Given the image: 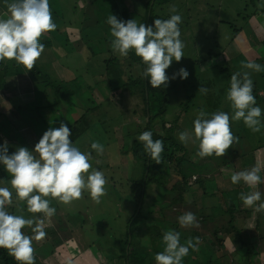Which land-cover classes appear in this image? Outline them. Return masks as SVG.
<instances>
[{
    "label": "rangeland",
    "instance_id": "rangeland-1",
    "mask_svg": "<svg viewBox=\"0 0 264 264\" xmlns=\"http://www.w3.org/2000/svg\"><path fill=\"white\" fill-rule=\"evenodd\" d=\"M124 2L129 5L128 20L136 19L139 24L141 22L139 16L144 14V3L137 0H124ZM58 3L64 8L65 6L70 7L65 8V14L70 12L69 10L73 8L72 5L75 6L73 0H58ZM79 5H82L79 14L70 15L68 13L71 19L79 20L78 27L79 30H82L79 32L80 37L78 36V39L80 41L77 43L73 39L75 35L70 34V36H73L70 38L71 41H74L73 45L77 47L76 45L79 43L78 47L83 50L86 45L82 41L88 40L97 43L102 49H108L105 31H100L96 27V13L91 12L86 4L79 3ZM172 5L176 6L178 14L182 16V23L179 25L181 30L180 39L184 42L185 47L183 49L184 57L179 62L173 60L166 70V74L171 77L173 73L183 67L188 70L189 76L184 80L179 77L170 80L168 86L160 90V94L156 93V96H159L160 99L165 96L167 101L165 109L156 122L161 121L162 117V120L165 121V127L171 126L168 131L177 144L181 143L178 139V133L187 130L193 138L187 144L183 143L186 150L184 159L192 156L194 162L198 161L199 164H206V171L212 173L206 172L205 175L209 177L213 174V179L211 185L206 188L207 192L192 186L189 192L181 193V202H174L170 209L168 207L164 209V213L168 220H175L179 225L176 219L179 214L192 212L196 208L200 210L201 214L196 213L199 227H184V230L189 229L197 232L200 243L198 250H196L197 257H195V261L198 264H204L210 250H216L214 246L209 247L211 244L215 245L211 231L214 228L218 229L219 225L226 224L229 219L226 215H218L213 220L215 223L208 222L203 226L200 225L199 221L202 217L208 215V209L220 205L217 200L215 201V196L209 193L215 191L217 195L218 193L222 195L226 191H231L235 195L239 193L240 196L241 193L249 194L258 190L262 193V199L256 203L264 202V188H262L264 184V128L258 133H253L245 126L242 119L239 121L230 120L231 131L239 137V142L233 143L224 156L213 154L205 158L196 155L199 141L194 137L193 131V121L201 109L209 114L217 110L228 112L230 116L233 114L230 102L226 99V92L230 87L231 75L237 71H242L241 62H255L264 65V0H260V3L257 0H155L152 7L154 20L168 19L170 15L174 14L169 11ZM92 10L94 11L93 6ZM260 10L261 13H259ZM252 12L255 15H252ZM7 17L8 14L2 11L0 7V19H6ZM106 20L102 19L100 24L106 32L110 33V26L106 23ZM50 51L53 53L54 56L52 57L54 59L62 57L65 52L55 42H53ZM48 52L45 51L47 59L49 57ZM79 54L81 55V53ZM79 54L70 57L71 63L67 65L73 66L70 71L67 66L66 69H63L66 75L62 76L68 83L62 85V88H64L66 94L70 95L72 93L73 96H68L67 102L62 103L63 107L61 112H58V115H60L58 118L60 119L59 122H64L69 126L76 118L85 113L86 109L99 106L97 110L89 112L86 116L87 120L90 121L89 129L72 143L82 152H91L92 167L102 171L107 178L106 195L101 197L99 203L91 198L87 190L83 192L81 197L84 201L80 198L68 204L56 199L51 200L49 197L47 199L51 200L50 204L52 203L54 208L57 205L58 210H56L55 215L49 218L44 216L43 213H36L33 217L43 219L41 227L42 229H48L46 230L45 239H50L51 233L57 234L62 239V248L65 249L63 253L66 252L67 256H63V259H71L69 260L71 264H78L79 262V264H122L121 261L115 259L120 247L116 243V238L123 233L122 231H124V227L133 211L132 202L128 198L129 183L138 180L141 176L140 164L132 158L130 146L133 138H136L137 128L138 131L142 128L136 124L142 126L140 121L144 106L140 93L138 91L131 92L126 81L128 80L134 86L131 89H136V79L141 74L142 62H140L141 58L135 55L134 50L130 51L127 57L114 53V56H117V61L121 62L120 68L123 70L124 85L109 89L106 80L108 77L105 76L104 70L94 67V73L90 72V75L87 76L88 73H85L86 68H84L86 61L75 62ZM95 56L98 59L104 58L100 55ZM56 67L53 72L59 76V69ZM127 77L130 79H127ZM251 78L254 82V89L261 86L257 92L258 95L264 97L262 88L264 85V72H252ZM200 87L206 88L208 91L206 93L200 92L198 91ZM253 94L256 97L254 92ZM32 99V85L26 75L6 77L0 89V113L7 115L9 121L1 123V126L2 129H8V125H14L12 126L15 127L11 132L12 137H16L19 141L22 140V143L17 140L14 141L15 144L26 147L30 151H34L35 145L40 139H38V135L32 128L27 127L29 123L24 124L23 120L19 118V114H16L15 109L17 106L27 104ZM256 102L257 106L264 109L262 100H256ZM69 106L71 112L65 115V107L68 109ZM24 111L22 113L26 116L27 109ZM45 111L49 113L53 110ZM13 112L15 113L13 114ZM29 118L34 119V121L39 120L37 117L28 116L27 119ZM261 119L264 120V114H262ZM51 120L54 119H47L48 122ZM50 123L52 124V121ZM92 142H99L104 146L102 154H98L91 149ZM254 166L260 168L262 183L255 187H249L247 185L243 186L242 181L239 184L231 182L233 173L246 169L250 170ZM195 177L191 176V181ZM178 180L179 177L172 172L167 179V187L169 188L174 181ZM0 186H7L11 189L10 182L6 184L3 182ZM155 192L156 189L152 186L149 197L146 198L147 204L154 202ZM14 193L13 190V204L6 206L8 211L16 215H21V211H23L27 215L25 212L26 204L21 203L14 196ZM176 196L177 192L173 191L166 194L162 202L155 201V205L150 204L152 214L149 221L151 218H161L159 204L168 205L171 199H175ZM223 198L225 206H229V201L224 195ZM233 201L235 204L240 203L242 209H251L252 212H255V206L247 207L242 200L236 201L235 198ZM11 207H13L12 210H10ZM217 213L218 211H216ZM251 216L253 215L251 214ZM238 217L241 216L238 215ZM167 226L170 227L171 223H168ZM58 227L61 231L57 229ZM219 237H224V234L220 233ZM254 240L257 242L258 251L263 252L264 240L259 239L257 236ZM41 241L33 240L38 244ZM93 241L96 244L90 245ZM236 246V244L232 245V247ZM83 251L89 252L94 257L95 262H90L92 259L88 258ZM102 252H105L106 256L111 255L114 259L109 260L104 257ZM53 253L57 257L60 255L59 250ZM82 257L84 262H81ZM229 258L239 259L238 264L243 261L238 254L229 255ZM189 260H192V257ZM255 260L259 262V258Z\"/></svg>",
    "mask_w": 264,
    "mask_h": 264
},
{
    "label": "clouds",
    "instance_id": "clouds-1",
    "mask_svg": "<svg viewBox=\"0 0 264 264\" xmlns=\"http://www.w3.org/2000/svg\"><path fill=\"white\" fill-rule=\"evenodd\" d=\"M7 8L8 17L0 19V61L15 60L30 71L45 50V45L40 42L41 36L56 29L49 0H13ZM169 11L174 14L168 19H155L154 27L138 24L136 19L124 21L112 14L106 20L113 38V52L127 57L134 50L146 66L142 76L153 89L167 87L169 81L177 77L184 80L189 76L188 70L183 67L171 77L166 74L173 60L179 62L184 57L185 47L180 39L182 16L175 5L170 6ZM241 69L231 75L226 92L233 114L230 116L220 110L209 114L201 109L193 121L194 137L199 141L196 155L200 158L213 154L224 156L233 143L239 142V137L231 131L230 120L242 119L253 133L264 128V120L261 119L264 109L257 106L251 78L252 72H264V65L241 62ZM198 91L206 93L208 90L200 87ZM70 136L68 125L60 122L58 128L50 127L44 132L34 151L18 147L9 154L8 142L0 145V165L11 175V189L0 186V249H7L19 264H35L33 240H42L47 233L41 227L42 218H25L8 211L6 206L13 204V190L16 198L26 202L29 213H43L49 218L55 215L56 208L50 206L48 197L68 204L80 199L87 190L91 198L99 203L106 195L108 181L105 174L92 167L91 152H82L72 143ZM192 138L187 130L178 133L181 143L187 144ZM137 139L143 143L146 154L159 164L164 141L154 140L151 131H144ZM91 149L102 154L104 146L92 142ZM241 181L249 187L262 183L260 168L254 166L232 174L233 184ZM2 183L3 180H0ZM240 199L247 207L255 206L256 212H264V202L256 203L262 199L260 191L241 193ZM177 219L181 227H199L193 212H185ZM25 226L31 227L33 236L24 234L22 229ZM162 240L164 249L156 253V264H182L189 250H198L200 243V238L195 237L182 244L181 233L172 229L163 233Z\"/></svg>",
    "mask_w": 264,
    "mask_h": 264
},
{
    "label": "trees",
    "instance_id": "trees-1",
    "mask_svg": "<svg viewBox=\"0 0 264 264\" xmlns=\"http://www.w3.org/2000/svg\"><path fill=\"white\" fill-rule=\"evenodd\" d=\"M73 1L75 2V6L72 5L71 7L73 8L69 10L70 12L65 14V8L70 7L65 6L64 8L58 3V0H49L53 21L56 24V29L52 32H46L41 36L40 42L45 45V50L42 53L40 59L36 61L34 67L30 71L22 64H18L15 60L0 61V89L3 86L6 77L8 76L26 75L31 81L33 99L25 105L17 106L15 111L16 114H19V118L23 120L24 124L29 123L27 127L32 128V130L36 132L38 139H41L44 132L50 127L58 128V125L60 124V119L58 118L60 115H58V112H61V108L63 107L62 103L67 102L68 96H73L71 92L70 95L66 94L64 88H62V85L64 86L68 83L65 81V78L62 75H66L63 69H66V66L71 63V58L74 55L81 53V55L79 54L76 57L75 62L79 61L81 63L82 60L86 61L84 68H86L85 73H88L87 76L90 75V72L94 73L95 68L103 69L105 76L108 77L106 80L108 82L109 89L118 88L124 85V80L122 79L123 70L120 68L121 62L119 63V61H117V56H114L115 54L111 48V41L113 38L109 32H106L105 28L100 23L102 22V19H107L110 14L115 15L118 19L127 21L129 5L126 4L124 0ZM137 1L143 2L145 7L144 14L139 16V20L141 21L140 23H144L146 26L154 27L153 21L155 17L153 16L152 7L155 0ZM257 1L260 3V0ZM11 2H13V0H0V7L2 11L8 14L7 5ZM78 2L86 4L87 7L91 9V12L94 14L96 13V27L100 31H105V38L107 40V42H105L108 43V49H102L97 43L95 44L93 41L88 40L82 41L86 45L83 50L82 48L80 49L78 47L79 43L76 45L77 47L73 45L74 41L75 43L80 41L78 36L80 37L79 32L81 29L79 30L78 27L79 20L76 21L75 19H71L68 13L70 15L79 14V11L82 9V5H79ZM92 6L94 11L92 10ZM255 12L257 14L256 10ZM259 13H261V10ZM251 14L255 15L253 12ZM70 34L75 35L73 38L75 39L74 41L70 40V38L73 37L70 36ZM53 42H55L63 51H65L62 57L56 59L52 57L54 55L51 53L50 49L52 48ZM45 51H49L48 59L45 56ZM95 55L104 56V58L98 59ZM140 62H142V60ZM55 67L59 69V76L53 72ZM72 67L73 66H67L69 71ZM143 70L144 64L142 62L141 74L136 79V89H131L134 86L128 80L126 81V84L131 92L138 91L140 93L144 106L142 110V119L141 121L139 120L142 126L138 123L136 124L142 128L139 131L137 128V131L135 132L136 138H133L132 145L130 146L132 158L140 164L141 176L138 180L131 181L129 183L128 198L132 202L133 211L130 219L127 221L126 226L124 227V231H122L123 233L120 234V237L116 238V243H118L120 247L118 255L115 256V259L121 261L122 264H156L155 255L164 249L162 237L163 233L167 230L172 229L179 231L181 233L182 244L185 243L189 238L198 237L196 231H191L189 229L184 230V227H180V224L178 225L175 220H168L164 213V209L167 207L170 209L174 202H181V193L186 191L189 192L192 186H196L204 192H207L206 188L211 185V180L213 179V174L209 177H206L205 175L206 172H211L206 171V164H199L197 163L198 161L194 162L192 156H189L188 159H184L186 154L185 147L183 143L177 144V142L172 139L173 137L168 131L171 129V126L166 128L165 121L162 120V117L160 119L161 121L156 122V120L159 119L162 111L165 109L167 101L165 96H163L161 99L159 96H156V93L160 94V90L163 89V86L161 88L153 89L148 80L142 76ZM127 79L130 78L127 77ZM259 88L253 89V92L256 95L257 101L262 100V102H264V97H261L257 93L260 90ZM262 88L264 90V85ZM98 108L99 106L92 109H86L84 111L85 113L81 114L71 123V125L68 126L71 130L70 140L72 142H74L87 129H89L90 121L87 120L86 116L89 112L97 110ZM25 109H27L26 116L22 113ZM45 110L53 111L47 113ZM70 112V106L68 109L65 107L64 114L68 115ZM14 113L15 112H13V114ZM28 116L35 118L37 117L39 120L34 121L32 118L27 119ZM48 118L49 120L52 118L54 119L51 120L52 124L50 123L51 121H47ZM5 121L8 122L9 119L5 116H1L0 135L8 137V151L9 154H11L18 147H22L21 145H16L14 141L17 140L19 143H22V140L19 141L16 137H12L11 132L15 128L12 127L14 125H8V129H2L1 123ZM17 130L21 132V130ZM144 131H151L154 140L161 139L164 141V150L159 164H157L155 160L151 159L150 156L146 154L143 143L139 142L137 139V136H139L140 133H143ZM3 143L4 142H2V139L0 138V145ZM172 172H174L177 177H179V180L174 181L168 188L167 179ZM191 176H196L193 181L190 179ZM10 178L11 175L7 173L3 165H0V180H3V182L6 184L10 182ZM152 186H154L156 189L155 199L153 198L154 202H162V199L166 196V194H169L173 191L177 192V196L175 199H171V202L168 205L160 203L159 207L161 218H151L149 221V218L152 214L151 205H153L154 202L150 203L151 205L149 203L147 204L146 198L149 197V191ZM243 186L246 185L243 184ZM262 188H264V184ZM114 190L115 188L113 191ZM209 194H214L217 202H219L220 205L210 207L208 209V215L200 219V225L203 226L207 222L215 220L218 215H226L229 219L226 221L225 227L219 226L218 229L212 231L211 234L214 236L213 239L215 245L212 244L209 247L214 246L216 247V250H210L207 260L204 261V264H238L239 261L237 259H229V255L236 254L240 255L243 260L239 264H264V254H259L253 243H250L247 240L248 234L252 235L254 238L257 236L259 239L264 240V212H252L251 209H242V207H240V203L235 204L233 201L234 198L236 201H241L240 196L238 195L239 193L236 195L231 191H226V193H224L226 199L229 201V206H225V202L221 194L217 195L213 191ZM51 200L55 199L51 198ZM21 203L26 204L24 201H21ZM50 206L53 207L52 203ZM55 207L56 210H58L57 205H55ZM12 208L13 207H11L10 210H12ZM216 211H218L217 214ZM192 212L195 213V215L196 213L201 214L200 210L197 208L193 209ZM251 214L253 216H251ZM238 215L241 217H238ZM168 223H171L170 227L167 226ZM57 229L61 231L59 227ZM29 233H32L31 229L27 232V235ZM220 233H223L224 237H219ZM93 244H96V242L93 241V243L90 245ZM234 244L237 246L232 247ZM47 246H49V244H47ZM191 257L192 259L196 260V251L190 249L189 254L183 258L182 264H187L190 262L189 259ZM106 258L109 260L114 259L111 255H107ZM256 258H259V262H256ZM0 263L19 264V262H17L13 257L7 255L6 249H0Z\"/></svg>",
    "mask_w": 264,
    "mask_h": 264
},
{
    "label": "crops",
    "instance_id": "crops-1",
    "mask_svg": "<svg viewBox=\"0 0 264 264\" xmlns=\"http://www.w3.org/2000/svg\"><path fill=\"white\" fill-rule=\"evenodd\" d=\"M8 78V77H7ZM6 80V79H5ZM11 111V110H10ZM1 116H5L3 113H0V117ZM7 116V115H6ZM5 116V117H6ZM6 118H8V116L6 117ZM9 119V118H8ZM0 138L2 139V142H4V141H7L8 142V140H7V138L8 137H4V136H2V135H0ZM214 193H217V192H215V191H213ZM226 193V192H225ZM219 194V193H218ZM211 195V194H210ZM223 195H224V193L222 194V197H223ZM213 196H215L214 194H213ZM225 196V195H224ZM226 197V196H225ZM214 199H215V201H216V198L214 197ZM224 199V198H223ZM225 202V201H224ZM215 205V204H214ZM217 206V205H216ZM26 207H27V205H26ZM25 207V212L27 213V215L23 212V211H21V215H23V216H25L26 218H32L34 215H36V213H29L28 211H27V208ZM215 223L214 221H209V223ZM208 223V222H207ZM35 225H33V227H34ZM219 226H224L225 227V224L224 225H219ZM31 229V227H28V226H25V228H23L22 229V231L24 232V234H26L27 235V232L29 231ZM45 232H46V230H48V229H43ZM214 230H216V228H214L212 231H214ZM212 231H211V233H212ZM52 235H51V238L50 239H43L42 241H41V243H37V242H33V247H34V249H35V253H34V255H35V264H44V263H48V264H71V262L69 261V260H71V259H63V256H65V257H67L66 256V252L65 253H63L64 251H65V249L64 248H62V239H60L59 238V236L57 235V234H55V233H51ZM29 236H33L34 235V233L32 232L31 234L29 233L28 234ZM212 235V239H213V234H211ZM247 240H248V242H250V243H253V245L256 247V249H257V246H256V244H257V242L254 240V237H252V235H250V234H248V238H247ZM47 242V243H46ZM47 244H49V246H47ZM212 245V244H211ZM56 250H59V256L57 257L56 256V254L55 253H53L54 251H56ZM118 251H119V249H118ZM257 251H258V249H257ZM259 252V251H258ZM262 254H264V251L262 252V251H260ZM259 252V253H260ZM6 253H7V255L8 256H10L9 254H8V250L6 249ZM58 253V252H57ZM83 253H85L86 255H87V257L88 258H90V259H92V261H90V262H95V259H94V257L89 253V252H86V251H83ZM260 253V254H261ZM102 254L104 255V257H106L105 256V252H102ZM85 255V256H86ZM40 256V257H39ZM10 257H12V256H10ZM62 257V258H61ZM84 257V256H83ZM83 257H82V260H81V262H84L83 261ZM196 257H197V253H196ZM230 259V258H229ZM236 259V258H235ZM231 260V259H230ZM238 261H239V259H237ZM80 263V262H79ZM78 263V264H79ZM95 264H97V263H95ZM189 264H198L197 263V261H195L194 259H192V260H190V262H189Z\"/></svg>",
    "mask_w": 264,
    "mask_h": 264
}]
</instances>
